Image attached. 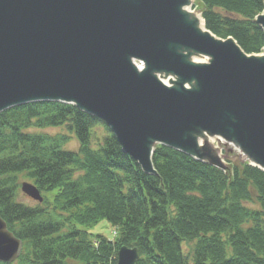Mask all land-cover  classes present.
Wrapping results in <instances>:
<instances>
[{
	"label": "water",
	"instance_id": "obj_1",
	"mask_svg": "<svg viewBox=\"0 0 264 264\" xmlns=\"http://www.w3.org/2000/svg\"><path fill=\"white\" fill-rule=\"evenodd\" d=\"M193 0H0V113L39 102L99 118L123 152L158 175V145L225 169L210 139L264 171V54L222 40L190 10ZM264 32V10L256 19ZM209 59L196 63L194 59ZM22 191L43 202L40 190ZM23 242L0 215V262ZM122 247L117 264H136Z\"/></svg>",
	"mask_w": 264,
	"mask_h": 264
},
{
	"label": "trees",
	"instance_id": "obj_2",
	"mask_svg": "<svg viewBox=\"0 0 264 264\" xmlns=\"http://www.w3.org/2000/svg\"><path fill=\"white\" fill-rule=\"evenodd\" d=\"M206 28L260 54L256 17L264 0H195ZM64 127L70 136L33 133ZM106 134L95 141V131ZM238 160L224 172L165 146L153 157L158 176L126 155L103 121L76 106L41 102L0 114V215L23 241L11 264H117L137 247L136 264H264V171ZM56 192L52 204L19 200L18 176ZM254 208H252V207ZM108 221L115 240L88 231ZM184 244L194 245L188 253ZM191 257V262H190ZM4 264V263H0Z\"/></svg>",
	"mask_w": 264,
	"mask_h": 264
},
{
	"label": "rangeland",
	"instance_id": "obj_3",
	"mask_svg": "<svg viewBox=\"0 0 264 264\" xmlns=\"http://www.w3.org/2000/svg\"><path fill=\"white\" fill-rule=\"evenodd\" d=\"M191 10L193 12H195L198 16H202L201 11H200V7L198 6V4L196 3L195 0H193V4L191 6ZM202 18V17H201ZM262 54H260L259 56H261ZM31 132H35V133H41V134H47V135H52V136H58V135H69L70 136V141L69 143L65 146V149L70 150V151H78L79 149V143L76 140L74 135H70L67 133L66 129L64 127L62 128H49V129H44V130H31ZM106 132L102 127H99L96 129L95 131V141H101L103 139V137L105 136ZM209 144L210 146L218 152L219 156L222 159V162L225 164V167H227L228 169L230 168V163L228 160H231L233 162H235L236 160H238L237 156H239V153L237 151L234 150V148H232L229 145H226L224 142L220 141L219 139H210L209 140ZM240 160H242V158L240 157ZM24 183H32L33 182L31 180H29L28 178H26L25 175H20L18 176V187H19V200L21 203H24L30 207H36L38 205V202L32 200L31 198L27 197L25 194L22 193L21 188L22 185ZM56 192H44L42 193L44 201L42 204H52L55 196H56ZM252 207V206H250ZM254 208V207H252ZM88 231H90V233L92 234V238H95L94 236L97 235H102L105 236L106 238L110 239V240H115L116 237H118V232L115 230V228L108 222V221H101L100 223L87 228ZM194 245H188V244H184V250L186 253H188L189 251H191V248ZM190 262H191V257H190Z\"/></svg>",
	"mask_w": 264,
	"mask_h": 264
},
{
	"label": "bare ground",
	"instance_id": "obj_4",
	"mask_svg": "<svg viewBox=\"0 0 264 264\" xmlns=\"http://www.w3.org/2000/svg\"><path fill=\"white\" fill-rule=\"evenodd\" d=\"M199 20H201V19H199ZM199 28L200 29H204V26H203V22H202V20H201V23H200V26H199ZM209 61V59H207V58H202V59H194V62H196V63H206V62H208Z\"/></svg>",
	"mask_w": 264,
	"mask_h": 264
}]
</instances>
